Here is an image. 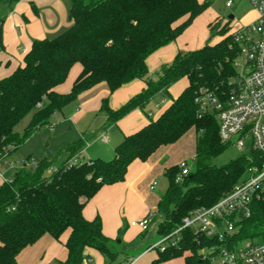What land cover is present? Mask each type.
Instances as JSON below:
<instances>
[{"label":"trees","instance_id":"trees-1","mask_svg":"<svg viewBox=\"0 0 264 264\" xmlns=\"http://www.w3.org/2000/svg\"><path fill=\"white\" fill-rule=\"evenodd\" d=\"M16 0H9V2ZM212 0H70V25L51 38L34 39L24 53L22 64L0 78V160L8 147L17 149L40 127L50 123L56 110L74 101L82 92L105 82L109 93L134 79L145 86L118 108L103 96L98 111L109 126L132 109H144L156 94L169 95L170 86L185 77L187 84L155 118L133 133L124 135L113 148L111 159L88 158L77 164L69 159L79 153L85 141L69 144L67 156L45 176L49 165L45 158H34L32 170L16 169L0 184V264H15L18 254L42 236L59 240L68 230L64 242L66 257L60 264H83L90 248L112 260L119 253L112 239L102 232L99 216L86 219L82 210L86 202L104 185L123 181L129 164L146 161L160 147L176 143L188 130L194 129V169L175 182L178 163L164 173L168 183L157 202L155 216L160 214L157 236L164 237L191 210L207 207L229 192L250 164L248 155L215 165L212 159L225 144L218 137L214 113L201 112L197 100L204 93L220 97L230 91L235 80L234 61L238 46L230 27L218 18L208 23L215 41L201 47L178 51L171 62L159 67L156 79L148 76L147 57L158 48L174 41ZM0 15V49L2 22ZM229 23V22H227ZM80 70L71 88L60 93L71 67ZM30 114L22 133L16 131L22 119ZM72 149V150H71ZM256 156L255 153H249ZM27 162V161H26ZM264 238V198L253 203L250 216L242 222L234 240ZM121 240V239H120ZM220 244L215 239L195 237L190 229L182 231L175 246L156 249L150 264H161L183 256L184 264H211L202 259V247ZM89 263V262H88Z\"/></svg>","mask_w":264,"mask_h":264},{"label":"built area","instance_id":"built-area-1","mask_svg":"<svg viewBox=\"0 0 264 264\" xmlns=\"http://www.w3.org/2000/svg\"><path fill=\"white\" fill-rule=\"evenodd\" d=\"M247 1L253 7L255 17L234 30L230 28L238 46L234 61L235 80L230 91L220 97L204 93L197 100L201 112L214 113L220 142L232 144L239 150L247 147L243 154L248 155L250 164L229 192L210 206L191 210L173 232L160 237L153 246L160 251L175 246L182 231L190 229L195 237L215 239L221 243H212L199 251L201 258L209 259L211 264H264V238L234 240L242 222L250 216L253 203L264 198V0ZM224 4L230 7L233 0H225ZM80 158L79 152L68 163L77 164ZM178 168L180 171L175 182H181L183 176L191 171L186 160L180 161ZM155 185L153 181L150 190ZM154 214L149 210L142 218L130 221V225L144 230Z\"/></svg>","mask_w":264,"mask_h":264},{"label":"crops","instance_id":"crops-1","mask_svg":"<svg viewBox=\"0 0 264 264\" xmlns=\"http://www.w3.org/2000/svg\"><path fill=\"white\" fill-rule=\"evenodd\" d=\"M0 4H4L7 7L4 20L2 22V43L4 45V49H0V78H3L9 75L18 65L22 64L23 55L29 49L31 42L34 39H42L45 37L51 38L58 35L70 25L71 17L69 14L70 0H16L12 2H6L2 0L0 1ZM180 35L175 40H177ZM170 43H173V41ZM170 43L158 48L147 57V67L149 66V63L158 64L162 62L161 60H167L166 58H168L170 54H172L174 57L178 47L176 45L172 47L170 46ZM79 70L80 65L78 63L73 65L66 78L68 79L71 74V83L65 87L62 86V83L56 88V90L60 93L68 92ZM135 81L136 79L127 82L121 85L118 89H124L123 91H126L127 88L125 87H129L127 85H133V87H135L137 84H131L136 83ZM142 82L138 85L140 90L145 86L144 81ZM101 84L102 83L100 82V85ZM96 85H94V87ZM139 89L134 92H137ZM181 90L182 89L178 88L176 93L180 92ZM95 91L97 92V90ZM85 92H82L78 96L79 101L82 104H84L85 97L93 93L89 92V94H84ZM101 92L102 95L105 91L103 90ZM127 98L128 97L123 99V101L119 104L110 100L109 105L112 109H116L118 106L124 103ZM99 103L100 101H97V108H99ZM93 109L94 108L89 110ZM163 109L160 110L156 117ZM75 111L77 115H82L85 113V110H83L80 105L75 108ZM148 118V116L142 115L141 109L135 108L115 123L107 126L105 117L103 115L102 126L97 131L99 139L103 141V144H101L103 147L100 145L93 152H89L90 147H94L95 145V143H93L84 151L85 146H87L89 143L88 140H86L85 146L80 151L82 160L88 158H101L104 160L111 159L114 146L121 141L123 136L133 133L141 128L147 123ZM83 136L84 133H81V139ZM165 147L166 146L160 147L146 161H141L139 159L132 161L128 166L123 181L102 186L97 191V193L84 205L82 210L83 216L86 219H92L96 215L99 216L101 219L102 232L104 235L112 239H115L120 235L121 241L128 244L132 243V238H136V235L134 234L135 236L127 237V232L131 230L129 227L130 221L142 218L149 210L155 212L157 202L161 197L154 194L153 190H155V187L157 186L156 176H159L161 172H164V170L169 167L163 166L162 163H160L161 155L156 154L161 151V149H165ZM85 153L88 154L87 157L85 156ZM66 157L67 156H65V158ZM2 159L3 158H1V160ZM2 179L3 176L2 173H0V184ZM153 181L156 182V185L152 190H150L149 186ZM142 232L143 231L140 229L138 232L139 235L142 234ZM55 241L58 240L54 239L50 235L42 236L36 243L24 248L18 254L15 264H52L48 263L47 260L49 259L47 258V255L49 252L55 251ZM156 242L157 241L154 243ZM138 246L140 247V243H138ZM152 250H155V254L149 258L147 257L146 259H143ZM85 253L88 254L89 263L84 261L83 264H92L94 262L95 256L100 254L98 251L90 248L86 249ZM121 254L123 256H128L127 260L129 262L127 264H150V261L156 256V249L150 248V246H148L132 256L127 252ZM100 255L103 258L102 254ZM182 260V263L184 264V259L182 258Z\"/></svg>","mask_w":264,"mask_h":264},{"label":"rangeland","instance_id":"rangeland-1","mask_svg":"<svg viewBox=\"0 0 264 264\" xmlns=\"http://www.w3.org/2000/svg\"><path fill=\"white\" fill-rule=\"evenodd\" d=\"M4 1L9 2V0ZM224 3L225 0H212L210 6L192 21L190 26L184 30L180 37L177 40L173 41V43H170V46L173 47L176 45L178 47L176 53L178 51H189L191 49H196L200 45L206 43L208 39H210V41L212 42L220 38L219 35H215L212 37L208 27V23L212 22L215 18H218L220 20L221 25L227 24L231 29L234 30L240 25L250 22L255 17V11L247 0H233V4L230 7H226ZM6 9V5L0 4V15H5ZM229 14H233L234 18L229 19V23H227L225 21L227 20ZM172 57V54H170V56L166 58L167 60H161V63L171 62L173 59ZM161 63L148 64L149 77H151L152 79H156L158 77L159 67ZM142 81L143 80L141 79H136V83H131L137 84L135 85V87H133V85H127L129 87H125L127 88L126 91H123L124 89H116L112 93H109L107 84L105 82H101V85L99 83V85L97 84L95 87H92L96 89L91 88L86 91L88 93L84 91V94L93 92L92 94L85 97L84 104H82L77 97L74 101L66 104L61 110H56L50 117V123L40 127L17 149H11L12 147H8L3 159L0 162V173H2L3 176L1 183L7 181L10 175L16 169L26 168L28 170H32L34 158L40 157L45 158V160L49 162V165L43 170L44 175L49 176L52 171L60 165L65 156L71 155L70 153H68L69 151L66 152V148L69 144L81 139V133H84L83 140L85 142L86 140H88L89 142L88 145L85 146L84 151L88 146L95 143L94 147H90L89 150V152H93L96 148L103 144V141L99 139L97 133L98 129L102 126L103 121V113H99L96 106L97 101H100L103 96L108 95L109 103L110 100H112L119 104L126 97H128L127 99H129L130 97L135 95L140 90L138 85ZM70 83L71 74L70 77L64 81L62 86H68ZM186 84L187 79L183 77L170 86L169 95H154L145 105L144 109L141 110L142 115L154 119L160 112V110L165 107V105L169 101V97H174L175 95L179 94V92L176 93L178 88L183 89V86H185ZM137 89L139 90L137 92H134ZM95 90H97V92ZM103 90L105 92L101 95V91ZM79 105L83 110H85V113L82 115H77L75 111V108ZM92 108L94 109L89 110ZM29 119L30 114L22 119L20 124L17 126L16 131L21 134L24 126L28 123ZM194 137L195 132L194 129L191 128L176 143L166 146L167 148L165 147V149H161V151L156 153L161 155L160 163H162L163 166H171L173 164L179 163L181 160H186L190 169H194ZM246 149L247 147L239 150L232 144L226 145L223 151L212 159V163L215 165L225 164L243 154ZM85 156L87 157L88 154L85 153ZM79 160H82V158H80ZM156 180L157 186L155 187V190H153V192L157 196H161L167 187L168 180L164 172H161L159 176H156ZM160 219V214L157 213V215L152 219L149 227L142 230L143 232L140 235L138 233L140 229L129 225L131 230L127 232V237L136 235V238H132V243H124L120 240L121 236L119 235L116 238V243H114V248L119 251L117 256H115L114 259L109 260L102 255L104 258L103 261L101 255L97 254L92 264H127L129 262L127 260L128 256H123L121 253L124 254L125 252H127L132 256L148 246L153 247L155 244L154 242L160 239L156 234L157 224ZM67 235L68 230H66L62 234L58 241H55L56 249L55 251H51L48 253V263L60 264V261H63V259L65 258L64 242ZM138 243H140V247L138 246ZM154 254L155 250H152L143 259H146L147 257L149 258ZM182 258L183 256L175 257L170 260L164 261L162 264H183Z\"/></svg>","mask_w":264,"mask_h":264},{"label":"water","instance_id":"water-1","mask_svg":"<svg viewBox=\"0 0 264 264\" xmlns=\"http://www.w3.org/2000/svg\"><path fill=\"white\" fill-rule=\"evenodd\" d=\"M232 17H233V14H229L227 18L231 19Z\"/></svg>","mask_w":264,"mask_h":264}]
</instances>
